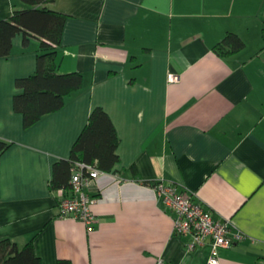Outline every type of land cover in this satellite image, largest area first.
Wrapping results in <instances>:
<instances>
[{
    "label": "crops",
    "instance_id": "1",
    "mask_svg": "<svg viewBox=\"0 0 264 264\" xmlns=\"http://www.w3.org/2000/svg\"><path fill=\"white\" fill-rule=\"evenodd\" d=\"M21 0H0V20ZM68 15L58 71L82 87L29 128L14 109L19 77L34 74L40 40L16 35L0 57V240L33 241L42 264H207L188 250L175 214L148 183L182 185L244 239L222 264H264V0H54ZM229 32L246 42L222 57ZM111 116L120 162L88 187L93 229L61 215L54 164L69 158L93 109ZM122 178V179H120Z\"/></svg>",
    "mask_w": 264,
    "mask_h": 264
},
{
    "label": "trees",
    "instance_id": "2",
    "mask_svg": "<svg viewBox=\"0 0 264 264\" xmlns=\"http://www.w3.org/2000/svg\"><path fill=\"white\" fill-rule=\"evenodd\" d=\"M21 1L27 6L16 7L9 18L0 20V57H8L12 53L14 39L19 33H23L25 46L29 45L32 37L40 40L36 72L16 80L20 91L14 96V109L23 115L24 126L29 128L43 116L61 109L67 97L82 87L84 77L77 71H58L56 59L68 15L47 7L54 0ZM245 46L246 42L239 34L229 32L214 49L225 57L243 50ZM119 143L111 116L103 107H95L74 143L70 157L54 164L51 188L70 189L73 172L79 162L113 171L120 162ZM10 145V142L0 139V156ZM0 264H42V261L32 240L21 247L12 239L4 238L0 240ZM60 264L72 263L61 260Z\"/></svg>",
    "mask_w": 264,
    "mask_h": 264
},
{
    "label": "built area",
    "instance_id": "3",
    "mask_svg": "<svg viewBox=\"0 0 264 264\" xmlns=\"http://www.w3.org/2000/svg\"><path fill=\"white\" fill-rule=\"evenodd\" d=\"M111 171L99 169L94 164L79 162L73 172L71 188L60 200L62 216L74 217L84 221L93 229L97 217L93 211L96 202L88 187L99 176ZM122 179V178H120ZM158 199L162 200L165 208L175 214L174 233L188 237L186 246L193 251L206 244L210 246V257L207 264H222L221 249L233 246L244 239V234L234 231L231 219H217L212 211L202 204L194 192L188 191L176 182L156 180L148 183ZM156 264H166L159 258Z\"/></svg>",
    "mask_w": 264,
    "mask_h": 264
}]
</instances>
